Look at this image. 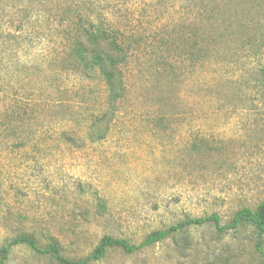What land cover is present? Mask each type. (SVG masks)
Here are the masks:
<instances>
[{
    "label": "rangeland",
    "instance_id": "374dc122",
    "mask_svg": "<svg viewBox=\"0 0 264 264\" xmlns=\"http://www.w3.org/2000/svg\"><path fill=\"white\" fill-rule=\"evenodd\" d=\"M91 24L124 48L117 103L75 65ZM263 201L264 0H0V248L30 235L82 260ZM257 240L191 227L93 264H262ZM5 264L59 263L21 245Z\"/></svg>",
    "mask_w": 264,
    "mask_h": 264
},
{
    "label": "trees",
    "instance_id": "16d2710c",
    "mask_svg": "<svg viewBox=\"0 0 264 264\" xmlns=\"http://www.w3.org/2000/svg\"><path fill=\"white\" fill-rule=\"evenodd\" d=\"M115 31L107 30L104 26L97 27L91 24L83 32L85 43L77 46L75 54L77 55V68H82V74L89 77L90 74H100L106 86L110 103H117L120 94L116 88L115 78L119 72V61L113 56L116 53L123 52L124 48L118 42V36ZM104 44L108 47L110 53L99 47ZM90 48H92L90 50ZM29 104L27 98L21 97L15 100L11 109L16 112ZM213 225L218 235L223 236L230 231H238L241 227L250 226L255 229L257 235L256 249L262 258L264 264V201L256 209L243 208L239 210L231 223L222 224L221 217L213 214L205 218H190L166 230L152 232L140 244H132L128 240L116 239L112 236H105L101 239L99 245L91 255L82 260H70L62 254L60 245L52 242L45 248H41L33 236L23 235L0 248V264H5L10 257L13 248L25 245L34 252L41 255H50L54 257L59 264H93L103 260L111 249H122L127 254H135L141 250L153 247L171 236L176 235L191 227H202Z\"/></svg>",
    "mask_w": 264,
    "mask_h": 264
}]
</instances>
